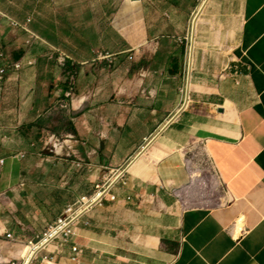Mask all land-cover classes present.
I'll list each match as a JSON object with an SVG mask.
<instances>
[{
  "label": "crops",
  "instance_id": "crops-1",
  "mask_svg": "<svg viewBox=\"0 0 264 264\" xmlns=\"http://www.w3.org/2000/svg\"><path fill=\"white\" fill-rule=\"evenodd\" d=\"M88 1L73 37L15 53L17 27L1 14L63 19L0 0V49L24 63L0 84V264L19 262L28 238L123 167L116 198L77 224V259L58 241L31 264H264V0ZM97 14L93 39L85 21ZM66 39L57 64L78 65L68 85L46 61Z\"/></svg>",
  "mask_w": 264,
  "mask_h": 264
},
{
  "label": "built area",
  "instance_id": "built-area-1",
  "mask_svg": "<svg viewBox=\"0 0 264 264\" xmlns=\"http://www.w3.org/2000/svg\"><path fill=\"white\" fill-rule=\"evenodd\" d=\"M1 16L7 18L11 26L17 27L27 34V39L25 41L26 44H30L32 41L35 40H41L39 36L31 32L26 26V24L30 21V17L26 19L25 24H20L8 18L4 14H1ZM185 38L188 43L186 45V48H188L189 50L190 35H187V37ZM130 59H132V57H130ZM23 64L24 63L22 60L9 62L6 59L3 50L0 49V84L8 70L17 71L23 66ZM26 64L32 65V62L26 61ZM72 137L73 135L70 134L66 138ZM46 144L51 146V149L54 150L57 154H65V147L68 146V144L66 143V139L61 135L59 136L56 134H51L48 137ZM67 154H70V152H67ZM3 162V158H0V165H2ZM76 166L81 167L82 162L77 161ZM124 175V167L113 171L111 175L107 178V180L102 183H97L95 185L94 191L92 193L83 194L78 198L72 200L71 202L67 203L63 211L56 217L55 220L48 223L39 234H36L32 238H28L24 243V246L26 247L25 255L29 258L28 264H31L36 259V257H38L40 253L43 252L48 247V245L53 242L59 241L63 245L71 244L76 235V226L81 220V218L94 206L102 205L105 196L108 195L111 200H114L116 198V194L110 193V190L120 180H122L123 183H126V180L123 179ZM4 235L6 238L15 240L11 232L6 231ZM71 249L74 252L72 258L75 260L77 259L78 253L82 250L77 244H71ZM43 258L52 259L53 256L45 255L43 256ZM11 264H24V258L21 257L19 262L12 261Z\"/></svg>",
  "mask_w": 264,
  "mask_h": 264
},
{
  "label": "rangeland",
  "instance_id": "rangeland-1",
  "mask_svg": "<svg viewBox=\"0 0 264 264\" xmlns=\"http://www.w3.org/2000/svg\"><path fill=\"white\" fill-rule=\"evenodd\" d=\"M13 1L14 2L11 6H12L13 10L16 11L17 13L22 11L24 3H28L29 5H33V4L38 3V6L42 10V12L44 13L46 18L49 19L50 15L52 16V14L53 15H55V14L59 15L63 19V20L57 19L55 21L59 29L67 27V26H69L70 28L73 29V23H74L73 20L78 19V18H79L78 21H80L81 19L84 20L88 9L91 8V5L89 4L90 1H88V0H82L81 1L82 4L78 7L77 12L73 11L74 0H39V2L38 1L36 2V0L35 1L13 0ZM107 1L110 2V7L115 8L117 6L118 2L121 0H107ZM107 1L105 0V2H107ZM94 3H95V1H94ZM99 4H100V2H99ZM32 9L35 10L36 7L32 6ZM24 12H28V10L24 9ZM110 14L108 16H106V15L104 16V22L107 24L109 23V21L111 22V20H112V15H110ZM80 17H81V19H80ZM101 17H102V15L97 14V16L90 18L91 21H85V23L88 26L90 25L91 28L93 29V30L88 31L89 36H92L93 39L95 38L94 35H96L95 34V28L101 27V20H100ZM107 19H109V21H107ZM104 25H106V24H104ZM91 28H89V29H91ZM12 29L14 31V37H16L17 39L18 38L20 39L19 48L15 50V53L17 51H23V47L32 46L33 43L36 41L35 40V41L31 42L30 44H26L25 41H26L27 37H25V35L22 33V31L19 29L17 30V28L16 29L12 28ZM110 34H111V32H110ZM115 38L116 37L113 36L112 34L110 35V39L113 40ZM63 46H65V47H63ZM72 47H73V41H71L69 39L63 40V44L60 45V53H55V52H53L52 54L50 53L47 55V57H49L48 58L49 60H46L49 70H51V72L54 73L56 77H58V78L61 77V79L63 77V79H65V82L67 83V85L73 81V78H71L73 76V71L72 72L71 71L66 72L67 68L66 67L65 68L60 67L61 63H60V65H58L57 60L59 57H61V55H60L61 52L62 53L67 52L69 54ZM15 53L13 54L14 56L16 55ZM16 56H18V55H16ZM64 73H65V76H63ZM61 104H64V102L61 101L59 103V105H56V107H58L60 109ZM51 117L53 119L55 117H59L58 110H54V111L52 110ZM199 154H203V153H199Z\"/></svg>",
  "mask_w": 264,
  "mask_h": 264
},
{
  "label": "trees",
  "instance_id": "trees-1",
  "mask_svg": "<svg viewBox=\"0 0 264 264\" xmlns=\"http://www.w3.org/2000/svg\"><path fill=\"white\" fill-rule=\"evenodd\" d=\"M31 1H35V0H31ZM28 4V3H27ZM32 5L28 4V7L26 8L27 10H31ZM41 19H35L34 21H30L29 23V28L36 34L38 35L40 38L44 39L45 41L51 43V44H58V39H57V31H59L61 33L62 36L64 37H73V34L71 33V28L69 26L64 27V28H60L58 29V27H56V24L52 21V20H42ZM71 62H73L72 60L66 59L65 61V65L67 67V71H75L76 68L78 67L77 64L72 65ZM61 100H65L68 101V97H66L65 95H63L61 98ZM69 124V123H68ZM71 130H75L73 128H71Z\"/></svg>",
  "mask_w": 264,
  "mask_h": 264
},
{
  "label": "bare ground",
  "instance_id": "bare-ground-1",
  "mask_svg": "<svg viewBox=\"0 0 264 264\" xmlns=\"http://www.w3.org/2000/svg\"><path fill=\"white\" fill-rule=\"evenodd\" d=\"M205 4V3H204ZM24 258V264H28L29 263V258L26 257V255L23 257Z\"/></svg>",
  "mask_w": 264,
  "mask_h": 264
}]
</instances>
